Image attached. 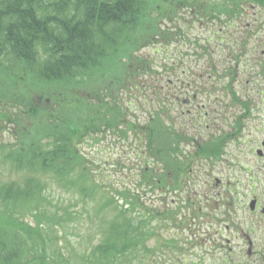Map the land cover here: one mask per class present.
<instances>
[{
    "label": "trees",
    "instance_id": "trees-1",
    "mask_svg": "<svg viewBox=\"0 0 264 264\" xmlns=\"http://www.w3.org/2000/svg\"><path fill=\"white\" fill-rule=\"evenodd\" d=\"M263 2L0 0V87L2 83L8 85V91L4 90L0 98L21 103L34 93L41 99V107L33 111V117L39 121L44 116L42 124L30 135L26 132L14 149L2 147L5 151L1 163L10 172L20 173L21 178L0 184V264H70L69 257L79 259L78 264H143L139 255L152 253L147 244L157 238L159 223L154 226V222H160L159 218L141 212L136 197L128 198L125 191H116L118 201L121 200L118 203L99 174L90 170L93 164L89 167L86 163L80 142L109 130L127 134V127H122L125 114L111 95L132 77L147 72L149 63L136 54L170 37L171 31L161 28L162 19L170 22L179 7H192L193 11L202 10L198 20L205 17L230 29L247 5ZM218 39L221 45L225 44L224 36L219 34ZM202 50L209 54L206 48ZM182 93L179 89L175 94ZM186 104L189 106L190 102ZM192 109L194 114H200L199 108ZM161 113L149 112L140 127L131 124L129 128L144 132L146 137V167L141 179H156L158 185L175 190L187 175L174 170L188 166L184 146L194 144L199 159L206 146L195 144L183 129L177 131L178 119L173 121L170 117L174 125L165 127L164 120L168 119ZM44 137L46 144L41 142ZM154 164L161 166L162 178L151 167ZM166 172L176 175L164 179ZM48 180L65 191H75L83 202L93 203L101 238L81 257L69 256L62 247L56 248L58 237L53 233L75 222L76 217L67 206L61 208V213L60 206L55 212L47 207L51 204L46 192ZM109 211H113L110 219L106 216ZM26 215L33 225L23 218Z\"/></svg>",
    "mask_w": 264,
    "mask_h": 264
},
{
    "label": "rangeland",
    "instance_id": "rangeland-1",
    "mask_svg": "<svg viewBox=\"0 0 264 264\" xmlns=\"http://www.w3.org/2000/svg\"><path fill=\"white\" fill-rule=\"evenodd\" d=\"M244 10L252 14L258 13L257 8H252L250 5H247ZM201 12L202 10L193 11L192 7L187 10L179 7L177 16L173 17L170 22L167 19L159 21L163 30L171 31L170 37L164 38L161 43L149 45L136 54L138 58H143L149 63V69L144 74L132 77V81L127 82L125 86H119L118 91H113L111 96L117 98L125 114L122 127H127V134L123 136L109 130L105 134L97 133L95 136L83 138L85 141L80 142L82 143L80 151L88 159L86 163L89 167L90 163L93 164L90 170L94 171L95 175L99 174V179L103 180L110 195L118 203H121V200L118 201L116 191H125L128 198H132L133 195L136 197L137 207L141 212L154 214L155 218H159L160 222H154V226L159 223V228L156 229L157 238L147 244L152 253L139 255L143 264H214L209 259L203 260L204 247L197 245L196 238H201L206 231L200 225L205 221L213 224L218 222L221 210L225 211L227 205L230 204L228 192H220L223 183L217 186L215 183V178L222 181L227 180L230 176L228 171L224 173L220 165L205 161L210 148L212 152L217 151L218 143L212 145L214 147L206 146L203 157L200 158L202 160L196 157L194 144L184 146V152L189 158H185L188 168L175 167L173 169L181 175H187L180 179L181 182L177 189L171 190L168 185L167 187L159 183L160 181L158 185L156 179L154 180L156 182L141 179V171L146 167L144 159L146 137L144 138V132L137 133L129 128L131 124L140 127L149 112L159 111L160 113L161 110L164 119H168L164 120L165 127H169L170 124L174 125L170 122V117L173 121L178 119L175 124L176 130L183 129L195 144H203L208 135L214 136L222 120L221 115L223 114L216 97L230 94L229 90L232 94L250 90V87L244 89V86H237L240 79L242 80L240 85H245L243 83L249 77L250 71L248 73L247 70L237 72L236 64L239 60L234 50L229 49V47L235 48L238 38L235 36L237 22L228 29L218 22H209L205 17L198 20L202 16ZM260 21L254 27V31L259 33L257 39L254 44L250 45L254 47L255 52L251 54L250 47L244 48L249 52L244 54L243 59L254 64L262 61L260 52L264 50V46L258 42L264 39V33H262L264 22ZM179 30L180 33H178ZM219 34L225 38L223 45L218 39ZM194 41H199V44H195ZM200 48H206L209 54H205ZM214 68L217 71H214ZM246 73V76L242 75ZM227 80L229 86L223 93L222 89ZM1 86L0 95L4 90L8 91V85L2 83ZM18 88L23 91L27 90L23 86H18ZM179 89L183 90V95L175 94ZM115 92L116 95H114ZM208 99L213 105L210 121L215 124L216 129L205 127L207 121L203 118L204 111L200 109L207 104ZM219 100L221 101L220 98ZM15 102L12 103L8 99L2 101L0 98V159L5 151L2 147L8 150L14 149L16 144L22 141L21 137L26 132L30 135V131L39 127L43 122L44 116L40 117L39 121H35L37 119L33 117V111H38L41 107L39 96L36 97L32 93L30 98L26 96L21 103L16 100ZM187 102H190L189 106ZM194 107L199 108V115L194 114V109H192ZM181 120L186 125L181 124ZM41 142L46 144L48 141L44 137ZM155 166L156 164L151 167L156 169L159 177L162 178L161 166L158 168ZM19 174L10 172L9 167L4 166L0 160V184L20 179ZM164 175V179H173L176 174L166 172ZM169 182L172 184V181ZM234 182L235 180H231L229 187ZM47 185L46 192L51 202L47 207L51 212H55L60 206L59 212L61 213L63 210L61 208L67 206V210L76 217L75 222L53 233L58 237L56 248L62 247L69 256L81 257L89 253L92 247L99 244L101 238L98 223L93 216L95 209L93 203L83 202L75 191H65L55 182L48 180ZM225 196H227L226 204ZM231 213L229 217L226 215L227 223L231 222L230 218L234 215L233 211ZM112 215L113 211L106 214L108 219L112 218ZM28 216L23 218L33 225L32 219ZM76 222L80 225H76ZM197 227H200L197 229L199 236L195 234L196 241H193L191 240L192 232ZM196 245L199 249H194ZM231 247L236 246L231 245ZM68 259L70 264L80 262L75 257ZM138 263L139 261L131 264Z\"/></svg>",
    "mask_w": 264,
    "mask_h": 264
},
{
    "label": "flooded vegetation",
    "instance_id": "flooded-vegetation-1",
    "mask_svg": "<svg viewBox=\"0 0 264 264\" xmlns=\"http://www.w3.org/2000/svg\"><path fill=\"white\" fill-rule=\"evenodd\" d=\"M250 6L256 7L258 13L242 10L237 19L235 36L238 38L233 48L239 60L237 64L235 62L237 72L250 71L243 83L245 85H240V79L237 86H244V89L250 87V90L240 94H232L229 90L230 94L216 97L223 114L217 129L210 121L213 105L209 99L201 107L203 118L207 121L205 127L216 129L214 136L205 138L204 145L210 148L219 144L216 152L210 148L205 161L220 165L224 173L228 171L230 175L224 181L215 178L216 186L223 183L220 192H228L230 197L227 209L221 210L218 222L213 224L205 221L200 225L206 230L201 238L195 237V234L199 236L197 229L200 227L194 228L191 237V240H197L199 247H204L203 260L209 259L214 264H264V50L260 52L262 61L257 64L243 59L244 54L249 52L244 48L250 47L251 54L255 52L250 45L255 43L259 34L254 31V27L264 17L261 14L264 13V2ZM258 42L264 46V39ZM247 73L242 75L246 76ZM227 86L228 80L223 86V93L227 91ZM231 180L235 182L229 187ZM232 211L234 218L231 217V222L227 223L226 215L229 217ZM197 245L194 249H199ZM231 245L236 247L232 248Z\"/></svg>",
    "mask_w": 264,
    "mask_h": 264
}]
</instances>
